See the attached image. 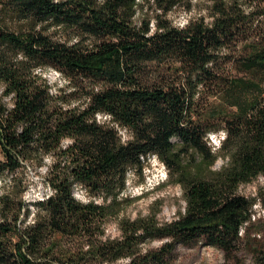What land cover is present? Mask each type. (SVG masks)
Instances as JSON below:
<instances>
[{
  "label": "trees",
  "instance_id": "16d2710c",
  "mask_svg": "<svg viewBox=\"0 0 264 264\" xmlns=\"http://www.w3.org/2000/svg\"><path fill=\"white\" fill-rule=\"evenodd\" d=\"M201 1L175 26L168 15L192 0L146 1L139 21L138 0H0V264H170L178 245L199 244L240 253L264 213V0ZM46 71L72 92H53ZM150 156L182 210L122 217L120 236L106 235ZM31 171L50 192L27 203ZM259 177L255 196L240 193Z\"/></svg>",
  "mask_w": 264,
  "mask_h": 264
},
{
  "label": "rangeland",
  "instance_id": "374dc122",
  "mask_svg": "<svg viewBox=\"0 0 264 264\" xmlns=\"http://www.w3.org/2000/svg\"><path fill=\"white\" fill-rule=\"evenodd\" d=\"M146 1L150 0H138L143 2V9H140L138 15L135 17L136 21H139L140 17L151 15L149 5ZM196 6L192 12L185 13L183 10H177L176 12L168 15V18L175 26H182L190 18H196L197 15L203 10L204 2L201 0H192ZM201 14H203L201 12ZM190 17V18H189ZM58 34V33H57ZM44 77L50 82L52 91L62 89L64 93L72 92L73 88L65 82L59 74L54 71H46ZM103 120V119H102ZM123 139H126L127 134L124 130L120 131ZM220 133L217 134L219 139ZM210 145L218 147V141L214 138L208 137ZM1 159V155H0ZM225 161L218 159L213 165L214 169H219L224 165ZM143 172H130L127 176L126 189L121 195L122 204L121 211L116 217H110L105 225V233L110 237H119L120 233L117 230V222L122 217L135 219L137 216H147L153 212L157 213V217L161 222H167L175 219L177 212L182 210L184 201L182 200V193L178 186L167 183L168 180L167 170L163 165L153 156L147 160L143 167ZM29 186L24 194V200L30 203L33 200L41 199L50 191L46 186H43L40 182V178L36 176L32 171L29 172ZM262 178L252 182L251 184L243 185L240 188V193L245 196L253 197L256 195L257 190L262 186ZM74 197L84 201L85 196L81 189L75 188L73 192ZM256 218H260V222L256 225H248L244 237V247H242L240 253L234 256L232 259L226 260L221 251L216 248L203 246L201 244L194 247H186L178 245L177 249L170 257V264H253V251L259 246V238L264 235V231H260L264 228V213L260 206L255 208ZM258 218V219H259ZM243 232V233H244ZM165 241L155 240L144 246L146 250H153L159 248ZM117 264H128L126 259H123Z\"/></svg>",
  "mask_w": 264,
  "mask_h": 264
},
{
  "label": "built area",
  "instance_id": "2783aa9c",
  "mask_svg": "<svg viewBox=\"0 0 264 264\" xmlns=\"http://www.w3.org/2000/svg\"><path fill=\"white\" fill-rule=\"evenodd\" d=\"M218 142V145L220 144L221 140H224V134L222 133L219 139H216Z\"/></svg>",
  "mask_w": 264,
  "mask_h": 264
}]
</instances>
